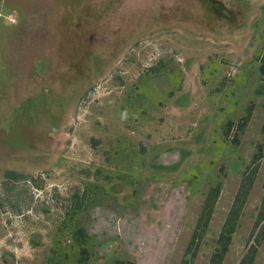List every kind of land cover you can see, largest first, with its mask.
Instances as JSON below:
<instances>
[{
    "label": "rangeland",
    "instance_id": "rangeland-1",
    "mask_svg": "<svg viewBox=\"0 0 264 264\" xmlns=\"http://www.w3.org/2000/svg\"><path fill=\"white\" fill-rule=\"evenodd\" d=\"M214 1L0 0V264H182L211 209L210 264L256 165L264 264V0Z\"/></svg>",
    "mask_w": 264,
    "mask_h": 264
},
{
    "label": "trees",
    "instance_id": "trees-1",
    "mask_svg": "<svg viewBox=\"0 0 264 264\" xmlns=\"http://www.w3.org/2000/svg\"><path fill=\"white\" fill-rule=\"evenodd\" d=\"M261 73L264 75V55L262 57V65L260 67ZM261 150V148H260ZM261 154V152H259ZM258 158V157H257ZM259 159V158H258ZM258 165L254 167L252 170L248 171L242 180V185L239 190V193L236 197L235 203L228 215L224 228L219 238V249L216 254L211 258L210 264H222L225 256L228 253L229 245L232 240V236L235 232V227L237 220L240 216L241 209L250 193V190L255 182V177L258 171ZM219 188L216 190V194L214 193V199L217 198L219 193ZM211 209L203 214V219L198 225V228L195 230L194 235L192 237L191 243L185 253V257L182 261V264H192L196 258V254L199 248L200 240L203 237L204 232L208 226L210 217H211ZM264 228V201L262 203L258 219L256 222V227L260 226ZM260 243V239L257 240ZM258 248L257 246H251L247 254L242 258L239 264H254L257 256ZM117 264H126V263H117Z\"/></svg>",
    "mask_w": 264,
    "mask_h": 264
},
{
    "label": "flooded vegetation",
    "instance_id": "flooded-vegetation-1",
    "mask_svg": "<svg viewBox=\"0 0 264 264\" xmlns=\"http://www.w3.org/2000/svg\"><path fill=\"white\" fill-rule=\"evenodd\" d=\"M211 4L210 6L213 7V11H215V13L217 12V14H221L220 16L224 15V17H231V13L228 12L226 9H221V13H220V9L219 7H221L220 5H218V2H215L214 0H208ZM210 8V7H209Z\"/></svg>",
    "mask_w": 264,
    "mask_h": 264
},
{
    "label": "water",
    "instance_id": "water-1",
    "mask_svg": "<svg viewBox=\"0 0 264 264\" xmlns=\"http://www.w3.org/2000/svg\"><path fill=\"white\" fill-rule=\"evenodd\" d=\"M157 168V166H155Z\"/></svg>",
    "mask_w": 264,
    "mask_h": 264
}]
</instances>
